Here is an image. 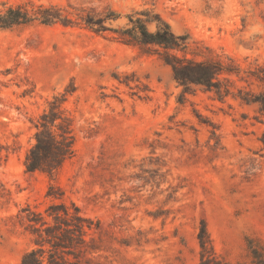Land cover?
I'll return each instance as SVG.
<instances>
[{
  "label": "rangeland",
  "instance_id": "rangeland-1",
  "mask_svg": "<svg viewBox=\"0 0 264 264\" xmlns=\"http://www.w3.org/2000/svg\"><path fill=\"white\" fill-rule=\"evenodd\" d=\"M31 1L68 20L0 30V264L36 246L26 208L47 217L61 202L100 222L80 264H198L203 220L227 264H250L251 247L264 248V114L198 86L184 92L158 53L113 29L150 11L189 36V57L248 67L264 63V0ZM109 11L119 15L111 29L84 21ZM65 93L75 154L52 174L27 171L35 124Z\"/></svg>",
  "mask_w": 264,
  "mask_h": 264
},
{
  "label": "trees",
  "instance_id": "trees-1",
  "mask_svg": "<svg viewBox=\"0 0 264 264\" xmlns=\"http://www.w3.org/2000/svg\"><path fill=\"white\" fill-rule=\"evenodd\" d=\"M119 17L115 11L105 15H87L86 24L97 31L111 29L106 25L109 19ZM34 20L49 24L61 20L67 22L63 8L58 5L36 4L26 1L18 5H8L0 10V30ZM129 23L123 28L113 29L126 44H139L154 50L173 71L175 80L189 92L201 87L212 92L215 98L226 101L233 97L246 105H256L264 114V63L243 67L232 57L227 60L211 57L197 60L189 57V36L176 34L170 23L159 14L150 11H137L128 15ZM156 28L151 30L149 24ZM179 52H182L180 54ZM261 87L256 91L250 86ZM67 92H71L67 89ZM73 92V91H72ZM67 93L55 95L49 109L45 110L35 124V142L28 149L25 165L27 171L43 170L54 173L75 154L73 119L61 106ZM50 194V193H49ZM28 216L29 227L34 234V248L26 251L19 264H80L81 257L96 249L94 237L87 240L89 231L98 229L95 221L82 213L75 203H52L46 209L47 217L39 211L31 210ZM201 252L198 264H227L217 252L207 228L201 222L198 233ZM70 256L76 258L72 261ZM251 263L264 264V248L251 247Z\"/></svg>",
  "mask_w": 264,
  "mask_h": 264
}]
</instances>
